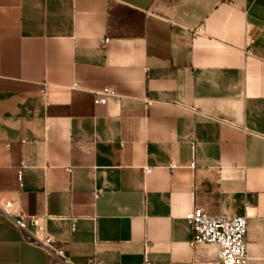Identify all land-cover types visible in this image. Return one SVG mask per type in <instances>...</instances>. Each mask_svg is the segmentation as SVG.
<instances>
[{
	"label": "crops",
	"instance_id": "1",
	"mask_svg": "<svg viewBox=\"0 0 264 264\" xmlns=\"http://www.w3.org/2000/svg\"><path fill=\"white\" fill-rule=\"evenodd\" d=\"M5 201L71 264H218L193 207L264 264V0H0ZM25 237L0 215V264H60Z\"/></svg>",
	"mask_w": 264,
	"mask_h": 264
},
{
	"label": "built area",
	"instance_id": "2",
	"mask_svg": "<svg viewBox=\"0 0 264 264\" xmlns=\"http://www.w3.org/2000/svg\"><path fill=\"white\" fill-rule=\"evenodd\" d=\"M106 42L108 41L105 40ZM43 94L45 95V90ZM98 96L94 100L96 105L115 96V91L112 88H104L98 93ZM24 168L25 166L22 165L17 171L18 183L21 182ZM144 172L149 174L151 170L145 169ZM0 215L9 219L24 236H30L28 239L25 237L27 243L37 246L47 253L54 254L60 264H71L63 251L53 249V239L45 228L47 218L25 215L16 201L1 203ZM184 219L192 228L193 235L191 242L188 244L189 248H214L218 264H249L246 242L247 216H210L203 208L193 207L184 215ZM69 220L73 232L78 218L71 216Z\"/></svg>",
	"mask_w": 264,
	"mask_h": 264
}]
</instances>
